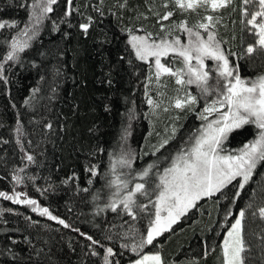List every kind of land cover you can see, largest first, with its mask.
Instances as JSON below:
<instances>
[{
  "label": "trees",
  "instance_id": "1",
  "mask_svg": "<svg viewBox=\"0 0 264 264\" xmlns=\"http://www.w3.org/2000/svg\"><path fill=\"white\" fill-rule=\"evenodd\" d=\"M35 2L0 0V22H15L12 28H0L5 78L0 79V192L26 193L21 199L36 200L68 227L32 211L31 205L0 197V264H104L108 247L115 253L112 264H126L149 251L160 252L165 264H225L223 240L242 209L244 264H264V218L258 215L264 207V163L257 165L238 197L233 181L197 201L169 232L137 252L131 246L146 235L154 209L149 205V211L133 220L122 205L116 212L107 207L127 191L114 195L117 189L110 182L117 176L131 181L129 189L139 182L151 191L158 182L154 173L189 145L202 121L196 110H181L168 143L162 148L149 145L151 63L135 55L128 30L157 35L153 13L165 11L164 0H71L70 5L57 0L30 46L18 53V60L6 61L11 41L27 25ZM234 7L210 9L209 14L202 9L199 14L177 12L167 24L187 19L192 25L206 15L219 18L216 31L227 42L226 54L232 53L230 63L242 76H262L264 49L246 52L256 36L242 22L240 0ZM82 24H89L87 32ZM197 96L201 102L203 97ZM257 132L255 125H246L230 133L225 143L243 144ZM124 153L134 154L131 169L117 165L113 172V163ZM149 164L156 167L141 178L138 173ZM17 175L22 183L13 179ZM137 199L147 202L139 195ZM88 236L100 243L92 244Z\"/></svg>",
  "mask_w": 264,
  "mask_h": 264
},
{
  "label": "snow or ice",
  "instance_id": "2",
  "mask_svg": "<svg viewBox=\"0 0 264 264\" xmlns=\"http://www.w3.org/2000/svg\"><path fill=\"white\" fill-rule=\"evenodd\" d=\"M56 3L57 0H36L30 18L34 19L32 28L41 23L47 13L52 12V5ZM68 3L70 5L71 0H68ZM235 3L236 0H164L162 7L165 11L153 13L160 27L157 38H153L150 32L136 35L131 34V29L128 30L131 34L129 42L135 49V55L140 60L154 57V72L149 75V81L154 76L157 84L164 88L167 85L160 83L161 77L174 78V83L178 86L177 92L184 90L188 85H196L199 94L205 99L208 96H215L205 104L203 111L199 114V118L206 123L201 129H197L193 137H190L193 142L186 148L182 147L171 158L169 167L164 168L162 172L154 173L158 177V182L154 184L151 191L145 187V183L139 182L129 189L131 181H121L119 176L110 182V186H116L117 191L114 195L117 197L120 191L127 190L122 198L113 199L107 205L113 212H116L122 205L123 211L134 220L137 213L149 211V205L154 209V219L150 221L146 235L140 239L138 244L131 246L133 252L142 249L146 244H153L157 237L169 232L181 217L185 216L190 209L195 208L197 201L221 192L233 181H237L238 190L235 196L238 197L240 190H243L252 179L257 165L264 163V76L257 77L256 80H244L240 77L238 66L230 64L229 55L232 53L227 52L226 54L227 50L223 47L227 42L218 38L216 25L220 22L219 18L206 15L192 25H189L187 19H183L179 23L175 21H172L171 24L165 23L170 21L177 12L186 15L199 14L201 9L204 11L211 9L216 12L229 7L235 11ZM170 5L172 10H167ZM249 6H252L254 10L250 11ZM37 8L40 12L39 16L36 15ZM240 12L241 16L245 18L242 22L246 27L251 26L250 31L257 37L258 46L264 49V0H240ZM143 18L147 19V17ZM6 26L12 28L15 26V22H0V28ZM80 27L87 32L89 24H82ZM29 30L31 29L26 27L22 34L27 36ZM174 33L178 34L173 36ZM180 34H186L187 42L181 40ZM33 36H29L27 40L20 39L19 35L14 38L5 60H18V53L30 46L29 40ZM169 37L173 38L169 39ZM255 50V46L249 45L246 52L250 54ZM162 57H170V63H162ZM176 60L180 61L181 67L175 66ZM206 60L216 62L214 69L209 68ZM213 70L216 73L215 85L210 87L209 80L213 79ZM3 71L4 65L0 63V79H5ZM160 95L163 96L164 93L161 92ZM147 103L154 108L161 107V104L151 97L147 99ZM197 103V96L185 91L183 96L177 95L174 98V103L171 106L180 110H192V106ZM163 111H168V108L164 107ZM213 113L216 114V118L209 121L208 117ZM250 124L255 125L258 129L254 139L243 144L234 152L224 148V141L228 139L230 133ZM175 131L176 129L173 128V134ZM17 132L19 133V129ZM167 143L168 140L165 139L159 147L162 148ZM26 158L28 161L33 160L31 155ZM134 158V154L124 153L113 163V172L117 165L131 169ZM154 167H156L154 164H149L138 175L141 178L148 177ZM90 171L95 174L94 169ZM13 179L17 183H22L23 180L18 175ZM138 195L145 198L147 202H138ZM153 195L154 200L152 199ZM22 196L26 197V193L9 195L6 192H0V197L6 200L17 204L31 205L32 211L48 216L52 220H58L47 208L39 207L36 200L21 199ZM2 214L3 210H0V215ZM258 215L264 218V207L258 209ZM245 216L246 210H240L238 217L227 232V238L223 242L225 264H244L242 253L245 252L243 237ZM58 222L68 227L64 220L59 219ZM87 239L94 245L100 243L93 240L91 236H88ZM107 239H111V237H107ZM122 247L128 248L129 245L124 244ZM114 256L113 249L106 248L104 264H112L110 258ZM149 261L154 264H163L159 253L144 255L135 260L133 264H148Z\"/></svg>",
  "mask_w": 264,
  "mask_h": 264
},
{
  "label": "rangeland",
  "instance_id": "3",
  "mask_svg": "<svg viewBox=\"0 0 264 264\" xmlns=\"http://www.w3.org/2000/svg\"><path fill=\"white\" fill-rule=\"evenodd\" d=\"M167 10H169V9H167ZM209 10L203 11V12L206 13V14H209L208 13ZM32 14H33V6H32V12H31L30 18L32 17ZM36 15L37 16L40 15V12H39V9L38 8L36 9ZM33 23H34V19H29L27 25L24 26V29L26 27L29 28V29H31V30L28 31V35L27 36H24L22 34L23 33V30H24L23 29L14 38L18 37V35H19V38L20 39L27 40L29 36H33V33L34 32L36 34V32L38 30L39 24H36L35 28H32ZM165 23H167V22H165ZM176 23H179V22H176ZM169 24H171V23H169ZM131 34L144 35L145 34V31H135V32H132ZM176 34H178V33H174L173 36L176 35ZM152 35H153V38H157V35L156 34H152ZM180 36H181V40L183 42H187L186 34H180ZM171 38H173V37H169V39H171ZM130 39H131V35H130ZM29 42H30V40H29ZM249 45H253L255 47L258 46V44H257V37H256V41L253 44L250 43ZM147 60H149L150 63H151V73H152V72H154V57H149V59H147ZM170 61H171V59H170ZM170 61H165L164 57L161 58V62L162 63H170ZM205 62L209 66V68H213L214 69L216 62L211 61V60H206ZM193 63H195V61H193ZM230 64L232 66H234L232 63H230ZM175 66L176 67H181L182 66L180 64V61L179 60H176L175 61ZM215 75H216V73L213 70V72H212L213 79H210L209 80V86L210 87L215 85V79H214ZM239 75L244 80H256L257 77H260V76H256V77H253V76H251V77L250 76H242L240 74V72H239ZM262 76H264V75H262ZM147 82L149 84L148 85V88H149V92L151 94L150 97L153 100H155V101H157L158 103L161 104V107L160 108H154L151 105V111H152V115H151L152 116L151 117V120H152V128L149 131V134H150L149 137H150V139H149L148 142H149V145L150 146H152L153 148H155L159 144H161L163 140L167 139V137L170 136L173 133L172 132V129L173 128H175V129L177 128V119L176 118H178L180 116V111L181 110L180 109H175L174 107L171 106L174 103V98L177 95L183 96L185 91L190 92L194 96H197V94L199 95V89L197 88L196 85H188V86H186V88L184 90H181V91L177 92L176 89H177L178 86L175 85L174 78H169V77H161L160 83L167 85V87H164V88L160 87L157 84L154 76L152 77V80L151 81H149L148 78H147ZM161 92L164 93L163 96L160 95ZM214 98H215L214 95L208 96L207 99H205L203 97V100L200 102L199 99H198V96H197L198 103L196 105L192 106V110H196L197 111V114L196 115L199 116V114L203 111V108L205 107V104L206 103H209ZM164 107H167L168 108V111H163V108ZM188 115H189L188 113H185V114H183V117L186 118V117H188ZM215 118H216V114L213 113L211 116L208 117V120L211 121V120H213ZM205 123H206L205 121H201L200 124H199V127L197 129H201L202 126ZM256 134L253 135V137H251L250 139L246 140L243 144H245L248 141L254 139L256 137ZM192 142L193 141H191L189 143V145ZM243 144H240V145H237V144H234V143L229 144V143H225V141H224V145L223 146L228 151L234 152L235 150H238L239 148H241L243 146ZM222 154H225V153H222ZM169 166H170V164L167 167H169ZM229 229H230V227H229ZM228 230L226 231L224 240L227 238V232H228ZM224 240H223V242H224ZM157 253H159V255L161 256L160 252H158V251H149V252L143 253L142 255L138 256L137 258H135L133 260H130L126 264H133V262L135 260L141 258L144 255H154V254H157ZM148 264H154V262L149 261ZM163 264H165V263L163 262Z\"/></svg>",
  "mask_w": 264,
  "mask_h": 264
}]
</instances>
